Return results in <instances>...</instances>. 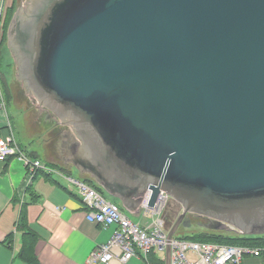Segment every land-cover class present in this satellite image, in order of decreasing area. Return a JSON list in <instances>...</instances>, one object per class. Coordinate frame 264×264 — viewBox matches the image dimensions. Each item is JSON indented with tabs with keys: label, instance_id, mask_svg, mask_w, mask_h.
Here are the masks:
<instances>
[{
	"label": "water",
	"instance_id": "95a60500",
	"mask_svg": "<svg viewBox=\"0 0 264 264\" xmlns=\"http://www.w3.org/2000/svg\"><path fill=\"white\" fill-rule=\"evenodd\" d=\"M19 25L29 91L98 134L150 206L181 204L169 239L188 214L264 234V0H30Z\"/></svg>",
	"mask_w": 264,
	"mask_h": 264
},
{
	"label": "crops",
	"instance_id": "0c3cea01",
	"mask_svg": "<svg viewBox=\"0 0 264 264\" xmlns=\"http://www.w3.org/2000/svg\"><path fill=\"white\" fill-rule=\"evenodd\" d=\"M13 1L7 0V7ZM1 75L0 71L6 109L0 108V137L7 133V113L13 116L19 145L27 155L88 182L118 204L131 220L150 227L152 216L141 207L144 196L143 188L137 187L138 176L129 167L117 166L110 147L98 134L85 133L65 122L44 107L24 82L16 88L10 81L2 82ZM15 110L21 116L16 118ZM26 174L20 158L0 161V264H27L19 256L27 234L18 228L23 208L27 212L26 227L33 233L30 241L38 264H87L91 251L108 241L115 226L88 220L81 197L60 177L39 171L26 182ZM171 215L173 221L177 214ZM164 217L167 221V210ZM167 256V250L152 251L147 258L139 255L126 264H161L162 260L167 264ZM243 260V264H264L263 256H246ZM109 264L120 263L114 260Z\"/></svg>",
	"mask_w": 264,
	"mask_h": 264
},
{
	"label": "built area",
	"instance_id": "2783aa9c",
	"mask_svg": "<svg viewBox=\"0 0 264 264\" xmlns=\"http://www.w3.org/2000/svg\"><path fill=\"white\" fill-rule=\"evenodd\" d=\"M6 7L7 0H0V45ZM0 95V108L6 109L1 87ZM5 118L7 133L0 137V161H7L10 157L20 158L27 169L26 182L31 181L39 171L60 177L81 197L88 220L105 227L115 226L108 241L91 251L87 264H109L114 260L126 264L133 257L143 255L147 258L152 251L165 252L168 247L171 264H243L246 256L262 257L263 247L197 242L176 236L169 239L163 212L171 197L165 191H161L154 206L149 205L150 191L144 194L141 201L143 210L152 216L150 227L131 220L118 204L105 197L96 187L39 158L27 155L19 145L14 125L7 113ZM190 253H194L195 258L190 257Z\"/></svg>",
	"mask_w": 264,
	"mask_h": 264
},
{
	"label": "trees",
	"instance_id": "16d2710c",
	"mask_svg": "<svg viewBox=\"0 0 264 264\" xmlns=\"http://www.w3.org/2000/svg\"><path fill=\"white\" fill-rule=\"evenodd\" d=\"M16 10V0L13 1L12 5L10 7H7L6 9V16H5V23L4 27L8 28L11 20L13 18V15ZM4 32V28H3ZM7 36L2 33L1 37V45H0V53L1 48L4 45L6 41ZM4 41V43H3ZM28 221H27V212L26 209L23 208L20 216V221L18 223L19 229H25L27 234H25V239L23 240V247L21 249V252L19 256L27 263V264H38L37 257L35 256L33 252V247L31 243V237L33 236V233L27 229ZM11 236L9 235V242L11 240ZM176 237L180 239H186V240H193L197 242H209V243H221V244H232V245H239V246H257V247H263L264 248V234L261 235H239L234 236L230 235L229 233L226 234L222 230H211V231H202L200 232H185L183 234L177 233ZM8 241V240H7ZM152 252L150 253V255ZM262 256L264 257V251L262 252ZM161 264H165L164 261H161Z\"/></svg>",
	"mask_w": 264,
	"mask_h": 264
},
{
	"label": "rangeland",
	"instance_id": "374dc122",
	"mask_svg": "<svg viewBox=\"0 0 264 264\" xmlns=\"http://www.w3.org/2000/svg\"><path fill=\"white\" fill-rule=\"evenodd\" d=\"M9 2L11 3V0H9ZM18 5H20V0H16V10L18 9ZM15 10V11H16ZM2 50V57H1V64H0V71L2 73L1 75V81L3 82L4 79L6 81H10L11 83H13L12 85H14V87L17 88V86L19 87V83H17L18 79V69H17V65L13 62L10 63V65L7 63L9 62L10 58L9 56H11L10 52L8 51L7 46H5L4 48H1ZM14 88V89H16ZM9 108L11 109V106H9ZM15 116L16 118L21 116V114L15 110ZM11 119L13 120V116H11ZM172 206V208L169 209L170 212H174L175 214H178L179 212H181V204L178 203L176 200L171 199V201L169 200V202L166 205L165 211L168 209V207ZM163 214L165 215V213L163 212ZM165 218V217H164ZM176 218V217H175ZM169 222V221H168ZM168 222H166V226L170 227L172 223L168 224ZM212 229L203 225L201 226V224H197L196 222H193L192 225L190 227L188 226H183L180 227V229L178 230L179 233L183 234L185 232H202V231H211ZM217 230V229H215ZM222 231H224L226 234H230V235H234V236H239V235H244L236 230H234L231 226H227V228H223ZM176 236V235H175ZM190 257L195 258L194 253H190L189 254Z\"/></svg>",
	"mask_w": 264,
	"mask_h": 264
},
{
	"label": "flooded vegetation",
	"instance_id": "af4514ba",
	"mask_svg": "<svg viewBox=\"0 0 264 264\" xmlns=\"http://www.w3.org/2000/svg\"><path fill=\"white\" fill-rule=\"evenodd\" d=\"M30 4V0H20V5H18V8L21 7L22 10H26L27 12V6H29ZM18 29H13V27H9L8 28H5L4 27V35L7 36L6 38V41L4 43V45L2 46V48H4L5 46H7L8 48V51L10 52L11 56H9L10 60L9 62H7L9 65L10 63L14 62L16 65H17V69H18V79L17 80V83H20L21 81L24 82V84L26 85V82L25 80L23 79V76H21V62L16 54V51H18L19 49H17V42L19 43L20 42V39H19V34L21 33V25H19V27H17ZM1 57H2V50H1V53H0V64H1ZM28 89V88H27ZM29 90V89H28ZM45 107V106H44ZM51 113L54 114V112L51 110ZM170 201H171V198H170ZM172 208L171 204L170 206L168 207L167 209V221L166 222H174L178 215L180 214V212L177 214L176 218L173 219L172 221V218H171V214H173V211L172 213L169 211V209ZM170 218V219H169ZM187 219H191L192 223L193 222H196L197 224H201V226L205 225L213 230H215L216 228H213L212 226L215 225V222L209 218V217H206V216H201V215H197V214H188V216H186L182 222L180 223V227H183V226H186L185 223L187 221ZM171 220V221H170ZM223 228H227V227H224ZM217 230H222V229H217Z\"/></svg>",
	"mask_w": 264,
	"mask_h": 264
}]
</instances>
